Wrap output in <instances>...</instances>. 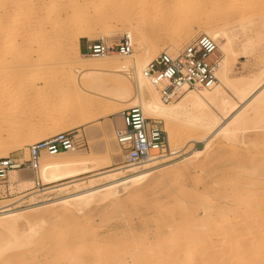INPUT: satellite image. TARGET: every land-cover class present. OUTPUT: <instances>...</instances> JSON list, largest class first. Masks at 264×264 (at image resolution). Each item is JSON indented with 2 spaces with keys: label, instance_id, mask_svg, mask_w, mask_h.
I'll list each match as a JSON object with an SVG mask.
<instances>
[{
  "label": "rangeland",
  "instance_id": "obj_1",
  "mask_svg": "<svg viewBox=\"0 0 264 264\" xmlns=\"http://www.w3.org/2000/svg\"><path fill=\"white\" fill-rule=\"evenodd\" d=\"M215 1L216 0H209L208 2L209 4H214L213 8L217 10H222L224 9L223 7L232 9L237 7L241 2V0H231V2L230 0H225L222 5L220 1L217 3ZM112 2L118 5L119 9H115L113 4H111ZM98 4V6L102 5L100 3ZM110 4L111 7L109 6ZM139 4V0L110 1L108 5L103 8L105 12H109V16L102 21L92 20L83 25L86 26V29H88V26L90 27V29L87 30L89 32L85 31V34L87 32V35H89L86 36L80 33V36H78L80 44L79 53L77 56H72L71 53H67L68 44L73 40L72 37H74V35L70 34V30L76 28L78 24H82L83 22L79 19L80 15H82L85 10L92 12V8L90 9V7H87L81 0H0V94L2 95L0 101V135L3 139L6 137L8 139V136L13 138L11 139L12 141L10 140L11 142H8L10 144L7 145L6 143V147L0 148V153L6 152L8 157H17L22 161H26L28 159V146L30 144L58 132L72 129L80 137L79 139L83 146L77 151L67 152V154L81 155L82 153L83 155V152L84 154L87 152H94L95 157H97L99 161L97 166L89 173L51 184H46L40 180L39 171H37L38 178L43 184L39 189H25L22 183H13L8 178L7 185L9 186L10 193L0 199V204H7L12 210L42 207L43 205L46 206L47 204L55 203V201H60L67 196L75 195L79 190H83L84 192L101 187L111 182L109 177L113 174L116 175L114 179H120L131 173V171H128L129 168L121 170L115 169L118 166L124 165V163L121 162L122 155L118 147H115L113 150L111 149L106 137V130L110 125L116 124L120 129L121 113L123 110L128 109L127 103H118V105H116V112L101 118L99 114L102 112L106 101L92 100L79 88L73 87L75 82L77 83L78 81V83H81L82 80L78 78V74L72 70L71 61L73 60L72 58L75 60H80V58L84 60H89L91 58L96 59V57H84L82 53L86 51V44L88 41H93L103 35L106 39L115 40L123 33H130L133 43V52L136 51L139 53L140 47L132 36V28L125 23H121L122 20H125L124 16L126 14L133 22L143 25L147 36L146 44H153L155 48L158 49L157 53L153 55V59L161 51L169 49V43H171L169 37L159 35L162 32V27L159 24H149L148 15L144 16L145 12L140 9L141 6ZM171 4L179 7L182 6L183 0H171ZM209 4L202 10L205 14L202 16V19L198 21L194 20V24L191 26L187 36H182L178 40L179 42H177L176 45L177 50L196 37L198 35H196V33L201 29L209 28L210 26L216 29L224 27L220 20L221 16H218L220 12L213 14V16L217 17L210 26L204 21ZM156 8L157 5H152V12H154ZM259 15L260 16L256 15L257 17L254 16L255 18L253 17L252 19H249L250 16H237L226 26L231 29L229 31L230 35H234L239 30L241 31V36L237 35V38L241 41L238 42L236 40L233 47L234 54L230 59L233 69L229 77L242 84L245 82L247 83V81L250 82L253 79L254 82L252 81V83L254 85L257 84L256 82H258V79H261L259 80L258 86L264 84V13ZM246 31L247 34H252L251 37L250 35L244 36ZM256 31L258 33H256ZM105 32H108V34H105ZM256 34L258 35L256 36ZM249 38L251 40H248ZM247 41L250 42L248 43ZM243 45H248L250 48L245 52L242 50ZM218 55L221 62L224 59V53L219 48ZM116 56L119 55L112 54L108 57L114 58ZM260 81H263V83L261 82L262 84H260ZM85 84L87 85L88 83ZM253 84L249 87L251 90H253ZM250 89H248V91ZM252 93L253 91L250 92L248 96ZM234 97L235 96H233V98ZM234 100L240 104L237 97L234 98ZM170 102L175 103L177 100ZM94 106H98L96 111L92 112L88 116V119L86 118L87 120L84 121V111L88 107ZM145 116L150 119L152 118L147 115ZM155 120L160 122V126L168 139V145L164 156L157 159L159 160L157 169L160 171L155 172L152 176L153 178L151 177L152 179L144 183L143 187L139 190L136 189L138 187H132L125 191H121L119 193V204H114L107 200L99 201L96 199L81 210L74 204L70 205L66 210L61 209L59 205H54L51 208L52 211L50 210L45 213L44 220L34 217L38 213H44L45 210H47L45 209L46 207L33 209L30 213L34 216L29 217L32 221L31 224L22 221L17 231L19 236L24 234L25 237H31L29 244H26L27 247H24L22 253L21 249H23V247H21V249L16 248L17 250L14 248L13 250L8 249L9 251H5L3 253L4 256H1L2 261L0 259V262H8L7 264H14L16 262V264H41V262L44 264H78L80 259L79 264H82V262H84L82 261L83 258L87 257V260H85L86 263L84 262L83 264H95L98 258L97 255L102 254L100 251L103 250V247L105 246L106 249L109 247L107 244H110V246L121 245V242L122 244H128L134 242V238L135 240H140V235H142L141 240H144V242H146L145 240L147 239V241H149L148 243H150V241L156 243V240H158L156 238H161L160 240L164 243L167 229L176 230L181 227L187 228L194 224V222L191 223L192 220L189 219L190 221H188L186 218L189 212L193 213L194 218L197 219L198 222H202V219L205 217L204 214L207 212L214 217L217 215L218 217H216L219 218L228 209L235 212L234 210L236 209L232 207L231 209L228 206L234 205L235 202H233V199L235 197L243 198V195H247L248 192L249 195L252 193L250 195L251 198L256 197V202H260H257L258 204L255 202L257 206L264 205V183H262L264 182V172L262 171L264 170V113L262 114V120H256L257 127L248 129L249 132L247 130V132H239L230 140L224 139L221 135L214 137L209 144L210 148L206 156L207 159L202 162L195 160L193 163L186 161L182 162L180 158L187 154L188 156L189 154L192 155L195 151H199L203 147V143L189 142V140H191L189 136L195 135V132L190 129L185 122H174L173 126L177 132L176 142L178 141L176 145L179 152L175 155H170L169 136L166 132L167 126L163 120ZM96 121H99V124L93 126ZM255 140L257 143H254ZM115 142L116 140H113L114 146H116ZM195 148L198 149L195 150ZM42 157L46 160H51L53 158L49 155H43ZM113 159L116 161L112 162ZM201 165H205V167L202 168ZM26 169L25 167L23 173H29L28 175L31 176L33 172ZM197 174H200L202 181L199 183H192L191 178ZM33 178L35 179L34 174ZM250 181L252 185L248 184ZM232 182H235L236 185ZM257 183L261 185L257 186ZM68 185L69 187L65 188ZM49 186H54L56 190L52 193L43 195L38 193L40 191H37L34 193L35 197H31L32 195L24 196V194L33 190H43ZM211 186H214L212 188L213 190H210ZM241 190L244 191L242 192ZM188 192H190L188 195L191 200L187 195ZM255 192H259V196L257 193L255 194ZM195 195H199L200 197L198 196L196 199ZM259 197H261L262 200ZM201 198H205L206 200H201ZM221 198L222 201L219 200ZM223 198L225 200H223ZM112 204L114 205L112 206ZM236 211L238 212V209ZM181 214L183 215L181 216ZM55 215L57 216L53 217ZM71 216H73V218ZM181 217L183 220L180 219ZM88 222L90 224H88ZM74 223L77 224L73 226ZM66 224L70 226L72 232L74 231L72 234L73 237L69 235L70 231L67 229L68 227ZM211 224H207L206 227L210 228ZM64 225L67 227H65L67 232H63L62 234V230L66 231V229L63 228ZM78 228H80L81 231L85 229L86 232L89 233L91 231V233L85 237V230L81 234ZM155 228L156 232L152 231ZM29 229L31 232L27 233ZM47 231L51 232V234L48 232V235L50 234V239L47 237V234V236L44 234L47 233ZM58 231L65 237V234H67L68 237L65 238L64 236L60 237L57 235L56 239L55 234ZM43 234L49 241L44 239L45 237L42 236ZM82 235H84V239ZM154 235H159V237ZM144 236H146V239L143 238ZM79 237H81V239ZM42 238L45 241H43ZM70 238L74 240L70 241ZM12 239V236L0 232V242L2 241L3 243V241H10ZM62 239H65V242L69 241L71 243H69L71 245H69L70 248L74 246L71 248L73 254H69L71 253L70 248L67 247L68 245H63L65 242L60 243ZM160 240H158V242ZM80 241H82L84 247L81 246ZM43 242L45 243L43 244ZM78 242H80V247L78 246ZM55 243H60L58 246L56 244V251L52 250ZM30 245L32 247H30L31 252L27 249ZM85 245L87 247L90 245L94 250L97 249L98 254L91 255L96 256V258L93 257V260L90 258L88 261V255L90 257V254H86L88 253L87 251L90 253L92 249L90 247L87 248ZM25 248L27 251L29 250L28 252L30 254L26 252ZM75 248H77L81 257L78 256V253V255L74 253L76 250ZM66 249L69 252H66V256L69 254L70 257L65 256ZM94 250L92 251L94 252ZM97 251L94 253H97ZM61 252L64 254L62 255ZM13 255L19 257V259L22 256L24 258H21L23 259L22 262L19 259L17 261L16 257V260H13ZM71 255L72 257L76 255L75 257L78 256V258L76 259L74 257V259H72ZM102 255L104 256V254ZM6 256L8 257L6 258ZM55 259L60 262H56ZM96 264L98 263L96 262Z\"/></svg>",
  "mask_w": 264,
  "mask_h": 264
},
{
  "label": "bare ground",
  "instance_id": "obj_2",
  "mask_svg": "<svg viewBox=\"0 0 264 264\" xmlns=\"http://www.w3.org/2000/svg\"><path fill=\"white\" fill-rule=\"evenodd\" d=\"M81 1H83L84 4L87 5V7H90V9L92 8L93 11L91 12V11L85 10V12L82 13V15H80V18H79L81 19L83 23L80 25L78 24L76 28H72L70 30V34L74 35V37H72L73 40H71L70 43L68 44L67 53L68 54L71 53L72 56H77L79 53L78 36H80V33L84 35L85 31L90 29L89 26H88V29H86L85 28L86 26H83V25L89 23L92 20L102 21L107 16H109L110 15V14L108 15L109 12H105L103 8L106 7L108 3L113 0H81ZM208 1L209 0H193V1L183 0L182 6L178 7V6L171 4V0H139V3H140L139 5L141 6L140 9L144 10L145 12L144 16L148 15L149 24H154V25L159 24L162 27L161 28L162 32L159 35L161 36L165 35L169 37L171 41V43H169L170 48L166 50H168L169 52H173L177 50L176 45H177V42H179L178 40L182 36L186 37L187 34L189 33L191 26L194 24L193 21L194 20L198 21L202 19V16L205 15L202 12V10L204 9V7H206L209 4ZM219 1L223 5L225 0H216L215 2L217 3ZM98 3L102 5L98 6L99 5ZM240 3L235 8L231 9V8L223 7L224 9L222 10L214 9L213 8L214 4L210 3L208 6L207 13H206L207 15L204 17V21L206 22V24L210 26L217 17V16L216 17L213 16V14L220 12L221 14L219 13L218 16L219 17L221 16L220 20L222 21V24L224 27L222 28L220 27L216 29L210 26L209 28L201 29L196 33V35L205 34V35L212 37L216 41L218 48L224 53V59L220 62L219 68L217 70L218 82L215 84L214 87L208 89V88L199 86L195 90L185 91L178 98L179 100L177 99V102L175 103L174 102H169V103L164 102L160 98L159 87L150 84V82L143 76L144 68L147 66V64L150 61L153 60V55L157 53L158 49L155 48L153 44L152 45L146 44L147 36H146V32H145L143 25L133 22V20H131L127 14L124 16L125 20H122L121 23H125L132 28L131 29L132 36L134 40L137 42V44L139 45L140 52L139 53L136 51L132 52L130 55L125 56L123 58L119 56H116L114 58L108 57V56L96 57V59L91 58L89 60H84L82 58H80V60H75L74 58H72L73 60L71 61V68L78 74V78L82 80L81 83H78V81L77 83L75 82L73 87L79 88L83 93L87 95L88 98L92 100L96 99V100L106 101L102 112L99 114L101 118L106 117L116 112L117 110L116 105H118V103L120 102H124V103H127V108L139 107L143 111L144 115H147L154 119L163 120L167 126L166 132L168 133V136H169L168 138L170 142V150H169L170 155H175L179 152V149L176 145V143L178 142V141L176 142L177 132L174 129L173 123L174 122H177V123L185 122L188 125V127L195 132V135L189 136L191 139L189 140V142L203 143V147L199 151L198 150L195 151L192 155L189 154L188 156L187 154L183 156L182 158H180L181 161L182 162L186 161L189 163H193L195 162V160H199L200 162L205 161L207 159L206 156L210 148L209 144L214 137H216L217 135H221L223 136L224 139L230 140L233 138V136L235 137V135L239 132L243 133L246 130L248 131V129L256 128L257 121L260 119L262 120V114L264 113V84H262L263 81H260V84L262 85L258 86L259 80L261 79H258V82H256L257 84L254 85L252 83L254 79L250 82L247 81V83L245 82L242 84L229 77V74L232 72V69H233V65L230 62L231 56L234 54L233 47H234L236 40L238 42L241 41L237 38V35L241 36V31L239 30L234 35H230L229 31L231 29L227 28L226 26H228L230 22L233 21V19H235L237 16L245 15V17L250 16L249 19L250 18L252 19L254 16L257 17L256 15L260 16L259 14L262 15L264 13V0H241ZM111 4H113V7L115 9L116 8L119 9L118 5H115L114 2H112ZM111 4L109 5L110 7H111ZM152 5H157V8L155 9L154 12H152ZM218 21H219V18H218ZM247 31L244 34V36L250 35L251 37L252 34L250 33L247 34ZM87 32L85 34L86 36L89 35V34L87 35ZM108 32L107 33L105 32V34H108ZM256 33L258 32L256 31ZM257 35L258 34H256V36ZM101 37L105 38L104 35ZM248 40H251V39L249 38ZM249 48L250 47L248 45L242 46V50L245 52ZM85 83H88L89 85L88 84L86 85ZM251 84H253V87H252L253 90L249 88ZM68 88H71V87H68ZM248 89L251 90V91L249 90L250 92L253 91V93L250 96H248V94H250ZM233 96H235L234 98L236 97L238 98V102L240 104L235 102ZM1 99H2V95L0 94V101ZM97 107L98 106L88 107L84 111L85 115L83 116L84 117L83 120L84 121L87 120L88 116L92 112H95ZM98 124H99V121H96L93 124V126H96ZM118 132H119V128L117 127L116 124L110 125L108 129L106 130V137H107V140L112 150L115 149V147H118L116 142H115L116 146H114L115 144H113V140H115V134ZM8 137H9L8 139L7 137L3 139L2 136L0 135V148L1 149L2 147H6L5 146L6 143L7 145L10 144L8 142L11 139H13L10 136ZM257 141L255 140L254 143H257ZM196 149L198 148H195V150ZM71 155L72 154H67V152H65V153L52 156L53 158L51 160H46L45 158L42 157L40 159L39 168H38L40 180H42L46 184H51V183L60 182L66 179L74 178V177L89 173L99 163L97 157H95L94 152L93 153L87 152L85 154L83 152V155L82 153L81 155L80 154H77V155L74 154L72 156ZM6 157H8V154H6V152L0 153V158H6ZM157 159H149L148 161H146L145 164H142L140 166L125 165V164L118 166L117 168H115L116 170L129 168L128 171H131V173L120 179H114L116 175L113 174L109 177L111 179V182H108L107 184L101 187L87 190L84 192L83 190H79L77 194L75 195L67 196L61 200L59 199L60 201H55V203H51V204L46 203L47 204L46 206L43 205L42 207H34V208L31 207V208H26V209L12 210L9 205L0 204V232L6 233L9 236L13 237V239L10 241H3V243L2 241L0 242V259L2 258L1 256L3 255V253L7 251L8 249L9 250H13V248L21 249V247H23V249H21V253H22V250H24V247L26 246V244L27 245L29 244L31 237L30 236L25 237L24 234H23L24 236L23 235L19 236V234H17V231L22 221H26L28 224H31L32 221L29 217L34 216L30 213L31 211H33V209L35 208L41 209L43 207L44 208L46 207L45 209L47 210H45L44 213L43 212L38 213L34 217V218H39L40 220H44L45 213L50 211L54 205H59L61 209L66 210L70 205L74 204L78 209L81 210L82 208H84L85 206H88L91 202L95 201L96 199L99 201L107 200V201H110L111 203L119 204V201H120L119 193L121 191L123 190L125 191L126 189H129L132 187H138L136 188L137 190L141 189L144 183H146L147 181L153 178L152 176L155 172L160 171L159 169H157V165L159 163L158 162L159 160ZM114 161L116 160L113 159L112 162ZM201 167L203 168L205 167V165H201ZM23 171L25 170L24 169L14 170L9 173L8 178L13 183L14 182L22 183L25 189L27 188L32 189L35 183V179L33 178V173L31 174L30 172L32 176L31 177L30 175H28L29 173L25 174L23 173ZM262 171L264 172V170ZM191 179H192V183H199L202 181L200 174L193 176ZM251 181L248 184L252 185ZM235 182H232V183L235 184ZM258 185H261V184L257 183V186ZM67 187H69V185L66 186L65 188ZM213 187L214 186H211L210 190H213L212 189ZM55 190L56 189L54 188V186H49V187L44 188L43 190H33L27 194H24V196L32 195L31 197H35L34 193H36L37 191H40L38 193H41L43 195L47 193H52ZM256 193L257 192H255V194ZM188 194H190V192H188L187 195ZM250 195L248 192L247 195L245 196L243 195V198L235 197L233 199L234 200L233 202H235L234 205L228 206V207L230 208L232 207L233 209H236V210L238 209V212L236 210H234L235 212H233L232 210L228 209L219 218H217L218 217L217 215H215L214 217L211 214H208L207 212L204 214L205 217L202 219V222H198L197 219L194 218L193 213L189 212L186 218L188 219V221L192 220L191 223L194 222V224L193 225L191 224L192 226H188L187 228L181 227L176 230H171L170 228L167 229L165 227L167 229L166 234H165V239L167 240V242L163 238L164 239V243H163L160 240L161 238L160 239L156 238V237H159V235L158 236L154 235L156 236L155 238L160 240L159 242H162V243H159L158 240H156V243H152L151 241L150 243H148L149 241H147V239L145 238L146 236H144L143 238L146 239L145 240L147 242L146 243L144 242V240L143 241L141 240L142 235H140L141 236L140 240H135L134 238V242H131L128 244H122V242H121V245L110 246V244H107L109 246L107 247V249L103 245L104 246L103 250L101 251L99 250V251L102 252V254H104L105 256L104 257L102 254L97 255L98 254L97 249L94 250L93 248H91L92 242H95V241H92L91 247L90 245H88V247L94 250V252L97 251V253H94L92 250H90V253L89 251H87L88 253L87 254L85 253V254L86 255L90 254V257L88 255V261L90 260V258H92L91 260L94 259L93 257L96 258V256H91V255L96 254L99 259L97 258V261L96 259L95 261L98 264H264V205L257 206L255 204L256 197L251 198ZM195 196L197 199L199 195L198 196L195 195ZM191 197H192V194H191ZM259 198L261 199V197ZM189 199L191 200L190 197ZM203 199L205 198H201V200ZM219 200L222 201V198ZM223 200L225 199L223 198ZM257 202L260 203L259 201ZM114 204H112V206ZM222 210L225 211L224 209ZM182 215L183 214H181V216ZM56 216L57 215L53 217H56ZM71 217L73 218V216ZM170 218L172 219V216ZM180 219L183 220L182 217ZM75 224L77 223H74L73 226H75ZM88 224L90 223L88 222ZM207 224H211V227L207 228L206 227ZM65 227L66 226L64 225L63 228ZM67 227L66 228L69 229L70 231V232L68 231L70 233L69 235L73 237L72 234L74 233V231L72 232V230H70V226L67 225ZM194 227H197V228H194ZM80 228H78V231L80 230ZM67 229L66 231L62 230L61 233L63 234V232H67ZM84 230L82 231L80 230L81 234ZM152 231L156 232V228ZM29 232H31L30 229L27 233ZM48 232L51 234L50 231H47V233H44V234L48 235ZM58 232L55 234L56 237L54 236L56 239H57V235L60 237L64 236L59 232L62 235L61 236ZM84 232H86V230ZM90 233L86 232L85 237L86 235H90ZM44 234L42 236H44ZM50 234L48 236L46 235L49 239H50ZM65 235L66 237H68L67 234ZM83 236L84 235H82V238ZM47 237H45L44 239L48 240ZM71 238H70V241H73L74 239L76 240L75 236L73 240H71ZM79 238L81 239V237ZM62 241L60 243H64L66 240L62 239ZM80 242H81V246L84 247V245H82L83 244L82 241ZM80 242H78L79 247H80ZM44 243L45 242H43V244ZM60 243H55L53 247L54 249L52 248V250L56 251L55 249L56 244L58 246V244ZM69 243L70 242L67 241L63 245L65 246L68 245L67 247L70 248L69 245L71 243L70 244ZM30 247L31 245L27 249L30 250ZM71 248H70V252H71ZM27 249H26V252L29 251V250L27 251ZM75 249H76L75 251L73 250L74 253L79 254V251L77 250V248ZM66 252H68L67 249L65 251V256H66ZM61 254L63 255L64 253L61 252ZM69 254H73V253L71 252ZM69 254H67V256H69ZM75 256L76 255L72 257L71 255V258L74 259ZM78 256L81 257L80 254ZM78 256L75 258L77 259ZM7 257L8 256H6V258ZM15 257L17 258V261H18L19 257L17 256H14V258L12 259L16 260ZM22 257H20L19 259L21 262L23 260L21 259ZM85 260H87V257L83 258L82 261L86 263ZM55 261L58 262L56 259ZM79 262H80V259H79ZM84 262H82V264ZM0 263L7 264L8 262L7 263L0 262ZM41 264H44V263L41 262ZM91 264H94V263H91Z\"/></svg>",
  "mask_w": 264,
  "mask_h": 264
},
{
  "label": "built area",
  "instance_id": "obj_3",
  "mask_svg": "<svg viewBox=\"0 0 264 264\" xmlns=\"http://www.w3.org/2000/svg\"><path fill=\"white\" fill-rule=\"evenodd\" d=\"M133 52L132 38L123 33L115 40L99 37L88 41L84 57H105L112 54L125 57ZM220 65L218 45L205 34H199L180 49L161 51L143 70V76L150 84L159 87L160 98L169 103L177 100L185 91L199 86L212 88L218 82ZM78 134L70 129L38 140L28 146V159L17 157L0 158V199L9 194L8 176L14 170L25 167L35 177L33 189L43 186L38 178L39 162L43 155L54 156L80 149ZM115 140L125 165L138 166L149 159L164 156L167 138L160 122L145 117L139 107L125 109L121 113V127Z\"/></svg>",
  "mask_w": 264,
  "mask_h": 264
},
{
  "label": "crops",
  "instance_id": "obj_4",
  "mask_svg": "<svg viewBox=\"0 0 264 264\" xmlns=\"http://www.w3.org/2000/svg\"><path fill=\"white\" fill-rule=\"evenodd\" d=\"M79 48H80V44H79Z\"/></svg>",
  "mask_w": 264,
  "mask_h": 264
}]
</instances>
